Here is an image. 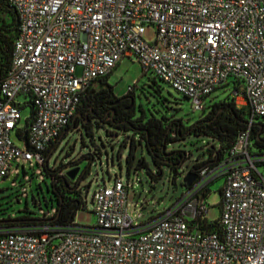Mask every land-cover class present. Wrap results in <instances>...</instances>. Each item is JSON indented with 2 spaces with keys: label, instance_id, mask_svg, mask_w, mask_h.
Returning a JSON list of instances; mask_svg holds the SVG:
<instances>
[{
  "label": "built area",
  "instance_id": "built-area-1",
  "mask_svg": "<svg viewBox=\"0 0 264 264\" xmlns=\"http://www.w3.org/2000/svg\"><path fill=\"white\" fill-rule=\"evenodd\" d=\"M5 6L18 34L0 79V183L20 162L42 163L85 91L126 59L201 116L213 93L228 90L249 127L158 217L135 223L134 181L116 176L92 197L93 226L0 229V264H264V153L251 140L264 118V0H0ZM31 103L35 113L22 125ZM220 179L218 232L208 229L207 197Z\"/></svg>",
  "mask_w": 264,
  "mask_h": 264
},
{
  "label": "rangeland",
  "instance_id": "rangeland-1",
  "mask_svg": "<svg viewBox=\"0 0 264 264\" xmlns=\"http://www.w3.org/2000/svg\"><path fill=\"white\" fill-rule=\"evenodd\" d=\"M11 23L12 19L8 14L0 13V26L9 28ZM144 36L148 43H153L156 39L155 28L147 27ZM109 84L117 97L128 94L132 88L131 93L135 95L137 101L149 111H153L156 116L180 119L186 124L196 122L201 116L200 113L193 111L190 102L182 95L154 75L144 74L140 65L130 59L122 61L117 66L110 75ZM228 95V90L221 89L213 93L209 101L218 103L227 99ZM21 100L24 101V98ZM31 112L29 105L22 109V125L26 124ZM93 136L83 127L69 131L51 158L52 162L63 164L78 162L81 172L90 166V173L83 181L85 208L77 213L75 219L76 223L82 226H93L96 223L92 197L99 186L112 187L116 176L123 182L129 179L134 181L135 191L132 190L130 193L128 213L135 223L148 222L158 217L183 196L184 178L187 173L195 165L208 161L209 149L219 145L214 139L194 135L175 143V148L185 151L188 159L181 168V175L176 183H173L166 166L163 167V177L156 181L152 180L148 170L156 174L157 168L144 146L137 145L133 154V166L128 171L130 145L122 148L119 142L107 138L103 130L94 129ZM90 155L94 156L93 162L87 159ZM142 159H145L148 168H138ZM259 170L264 175V167H260ZM15 171L16 174L0 183V213L8 211L15 216L20 211L28 209L40 215L50 214L54 207L48 191L50 181L41 173L40 167L35 163L20 162L15 166ZM223 184L224 180L220 179L210 185L207 197L209 221L213 222L220 218ZM87 186L90 188L86 195ZM34 197L39 201L38 204H35Z\"/></svg>",
  "mask_w": 264,
  "mask_h": 264
},
{
  "label": "trees",
  "instance_id": "trees-1",
  "mask_svg": "<svg viewBox=\"0 0 264 264\" xmlns=\"http://www.w3.org/2000/svg\"><path fill=\"white\" fill-rule=\"evenodd\" d=\"M0 13L8 14L12 19L9 28L0 26V79L2 80L6 77L12 62L14 40L18 34V18L9 6L0 8ZM110 75L94 81L85 91L71 122L61 131L56 141L47 146L42 154V163H35L50 181L48 191L54 202L52 212L40 215L36 211L26 209L14 216L11 212L5 211L0 213V229L42 225L69 227L75 222L77 213L85 208L83 181L90 173V166L83 172L80 170L73 180L68 173L79 167L78 162L63 164L51 161L54 152L69 131L83 127L93 136L94 129L103 130L107 138L119 142L122 148L130 145L128 171L133 166V154L140 144L150 154L157 168L156 174L148 170L152 180L161 179L163 167L166 166L169 169L170 179L176 183L188 154L175 148V143L190 135L208 137L219 143L217 147L212 146L209 149L208 161L195 165L191 170L198 174L201 169L219 163L233 147L239 134L249 127L248 111L238 109L229 97L218 103L210 102L206 113L192 124L163 115L156 116L153 111H149L137 101L135 95L131 93L132 88L128 94L117 97L109 84ZM29 106L32 109V117L35 108L32 103ZM251 140L254 148L264 153V118L252 126ZM87 159L93 162L94 156L90 155ZM138 168H148L145 159L140 160ZM89 188L90 186L85 187L86 195ZM202 197H206V194H202ZM34 202L38 204L39 201L34 197ZM207 222H209L208 229L221 232L218 220Z\"/></svg>",
  "mask_w": 264,
  "mask_h": 264
},
{
  "label": "water",
  "instance_id": "water-1",
  "mask_svg": "<svg viewBox=\"0 0 264 264\" xmlns=\"http://www.w3.org/2000/svg\"><path fill=\"white\" fill-rule=\"evenodd\" d=\"M80 170L81 169L79 167L71 170L68 173L69 177L71 179H73V180L76 179V177L80 173ZM197 178H198V175H197L196 171H190L189 173H187V175L184 178V184H185V186L186 187H191L193 185V183L197 180Z\"/></svg>",
  "mask_w": 264,
  "mask_h": 264
}]
</instances>
